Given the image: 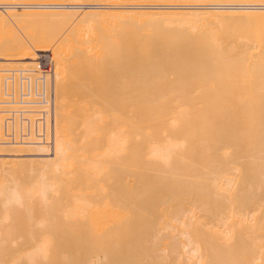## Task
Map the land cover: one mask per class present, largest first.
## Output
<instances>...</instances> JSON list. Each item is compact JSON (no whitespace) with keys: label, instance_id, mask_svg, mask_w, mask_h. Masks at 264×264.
<instances>
[{"label":"bare ground","instance_id":"1","mask_svg":"<svg viewBox=\"0 0 264 264\" xmlns=\"http://www.w3.org/2000/svg\"><path fill=\"white\" fill-rule=\"evenodd\" d=\"M94 1L0 0L56 94L51 154L0 149V264H264V0Z\"/></svg>","mask_w":264,"mask_h":264},{"label":"built area","instance_id":"2","mask_svg":"<svg viewBox=\"0 0 264 264\" xmlns=\"http://www.w3.org/2000/svg\"><path fill=\"white\" fill-rule=\"evenodd\" d=\"M55 77L49 52L33 67L0 71V149L16 145L44 147L55 140Z\"/></svg>","mask_w":264,"mask_h":264},{"label":"rangeland","instance_id":"3","mask_svg":"<svg viewBox=\"0 0 264 264\" xmlns=\"http://www.w3.org/2000/svg\"><path fill=\"white\" fill-rule=\"evenodd\" d=\"M97 1H99V0H97ZM92 2H93V1H92ZM94 2H96V0H95ZM106 2H107V1H106ZM98 3H99V2H98ZM25 25H27V26H25ZM29 25H30V24L22 23V26L25 28L26 32H31V29H32V28H31V27H28ZM260 25H261V24H260ZM262 25H263V26H262ZM262 25H261L262 28H260V26H258V28L261 30V33H263V35H264V24H262ZM22 26H21V24H15V26H13V28H12V33H11V32H10V33L13 34L14 32H17V33L21 34V35H20L21 38L17 36L18 38H20L19 41H21V39L23 38V40L26 42V40H27L26 37H29V36H26L27 33L24 31V29L22 28ZM17 28H18V29H17ZM262 29H263V30H262ZM13 30H14V31H13ZM20 31H21V32H20ZM19 34H18V35H19ZM24 34H26V35H24ZM14 35H15V34H14ZM23 35H24V36H23ZM28 35H29V34H28ZM15 36H16V35H15ZM13 37H14V36H13ZM10 39H11V38H10ZM16 40H18V39L16 38ZM28 40H29V38H28ZM28 40H27V41H28ZM24 41H22V42H24ZM14 42H16V41H14ZM17 42H18V41H17ZM12 43H13V41H12ZM20 43H21V42H20ZM20 43H19V45H17L18 48H20V47H19V46H20ZM13 44H14V47H15V46H16L15 44H17V43H13ZM25 44H26V43H25ZM22 45H23L22 48H24V44H22ZM15 48H16V47H15ZM5 56H6L7 58L12 57L10 54H5ZM107 68H109V67H107ZM110 68H111V67H110ZM110 68H109V69H110ZM109 69H107V71H104V74H105V72L108 73ZM91 70H92V69H91ZM103 70H104V69H103ZM105 70H106V68H105ZM111 70H112V69H110V71H111ZM0 71H2V70L0 69ZM79 71H80V70H79ZM84 71H85V70L83 69V72H84ZM87 71H88V70H87ZM87 71H86V72H87ZM97 71H98V70H97ZM97 71L95 70L94 72H97ZM101 71H102V70H101ZM110 71H109V73H108V74H109V75H108L109 79L107 78L109 81L104 77V74L101 73V74H103L102 78H104V80L106 79L105 81L108 82V83H110V84L107 85L106 82L102 80L103 82H105V83H104V87H105L106 85H107L106 87H108V86L110 85L108 88H103L102 90L104 91V89H105V90H107V89H112V90H110V91H111L110 94H113V93H114L115 95H117L116 97H121V95L123 94L122 97H121V99H119V98H115V99H117V100H121V102L123 101V103H125L126 101L130 100V99L127 100L128 96H127V98H125L126 100H122V99L125 97L126 94H127V95L130 94V91L128 92V90L126 89V85H125V83H124V79H125L126 77L123 78V75H122V78H121L120 80H121V84H123V86H125V87L122 86V88H123V89L125 88V89L127 90V92H126L125 90L121 89V84L119 83V82H120V80H119V78H120V74L118 75V76H119V78H118V77L116 76V73H115L116 70H115V71H112V72L115 73V75H114V76H115V82L113 83V81H111V80L113 79V74H110V73H111ZM73 72H75V73H74V76H76V74L78 73V71L76 72L75 69H74ZM73 72H72V74H73ZM86 72H84V73L81 72L82 75H80V78H81V76L84 77L85 75H87V74H85ZM90 72H91V71H90ZM92 72H93V71H92ZM98 72H100V71H98ZM102 72H103V71H102ZM117 72H118V71H117ZM124 72H125V71H123V74H125ZM87 73H88V72H87ZM118 73H119V72H118ZM121 73H122V72H121ZM78 74H79V73H78ZM78 74H77V75H78ZM84 74H85V75H84ZM89 74H90V73H89ZM93 74L96 76V78H95L96 82H97V81L100 82L101 78H100V80H97V76H100V74H99V73H98V75H96L95 73H93ZM93 74H92V75H93ZM105 75H106V74H105ZM111 75H112V78H111ZM125 75H126V74H125ZM89 76H90V75H89ZM89 76H86V78H85V77H84V78H85V79H89V78H87V77H89ZM70 77H71V76H70ZM70 77H69V78H70ZM77 77H78V76H77ZM91 77H94V76H91ZM100 77H101V76H100ZM106 77H107V75H106ZM75 78H76V77H75ZM80 78H79V79H80ZM84 78H82L83 81L85 80ZM110 78H111V80H110ZM92 79H94V78H92ZM92 79H91V82H92ZM98 79H99V78H98ZM126 79H127V78H126ZM126 79H125V80H126ZM69 80H70V79H69ZM70 81H71V80H70ZM72 81H73V78H72ZM85 81H86V80H85ZM85 81H84V82H85ZM110 81H111L112 83H111ZM89 82H90V81H89ZM125 82H127V80H126ZM70 83L72 84L73 82H70ZM70 83H69V85L71 86ZM75 83H77V80H76V79H75ZM75 83H74V84H75ZM92 83H95V82H92ZM77 84H79V85L77 86V88L80 87V84H81V83L78 82ZM87 84H88V83H87ZM102 84H103V83H102ZM82 85H83V82H82ZM91 85H92V84L90 83V86H91ZM100 85H101V83H100ZM117 85H119V86H118L119 89H117ZM88 86H89V85H88ZM88 86H87V88H88ZM93 86H94V85H93ZM95 86L99 87L97 84H95ZM71 87H72V86H71ZM81 87H82V86H81ZM83 87L86 88L85 84H84ZM97 87H96V89H97ZM114 87H115V89H117L118 91H115V89H113ZM127 87H128V83H127ZM151 87H152L151 89H145V90L142 89V90H140V92L134 90V93H135V95H136V94L140 95L141 92H144V93L146 94V92L148 93V91H149L150 93H149L148 95H150V94H152L154 91H155V92H156V91H161V92L163 91L162 93H166V92H164V91H165V90H166V91L168 90V89H166V87H165L164 85L159 86L158 88L153 87V86H151ZM77 88H76V89H77ZM92 88H95V87H92ZM101 88H102V87H101ZM163 88H164V90H163ZM90 89H91V88H90ZM99 89H100V87H99ZM158 89H159V90H158ZM161 89H162V90H161ZM71 90H72V88H71ZM73 90H75V89L73 88ZM66 91H67V92H66V94H67L69 90L66 89ZM75 91H76V90H75ZM75 91H74V93H75ZM83 91H84V90H83ZM83 91H82V89H81V92H83ZM86 91H87V90H85V94H86V93L89 94V92H86ZM90 91H91V90H90ZM112 91H113V93H112ZM123 91H125V92H123ZM151 91H152V92H151ZM63 92H64V91H63ZM71 92H72V91H71ZM71 92H70V93H71ZM92 92H93V91H92ZM92 92L90 93V95L92 94ZM97 92H98V89H97L96 93L94 92V94H96V96H97ZM108 92H109V90H108ZM108 92L106 93L107 95H108ZM170 92H171V91H170ZM172 92H173V91H172ZM64 93H65V92H64ZM83 93H84V92H83ZM83 93H82V94H83ZM100 93H101V91H99V94H100ZM134 93H133V94H134ZM78 94H80V93H79V89H78V92L76 91L75 95L73 94V97L75 98V96H76V95L78 96ZM94 94H93V95H94ZM110 94L108 95V97L110 96ZM131 94H132V93H131ZM153 94L156 95L157 93H153ZM160 94H161V93H160ZM166 94H167V93H166ZM70 95H71V94H70ZM102 95H103V94H102ZM102 95H98V96H99V97H102ZM104 95H105V94H104ZM115 95H111L110 98H112V96L115 97ZM148 95L146 94V96H148ZM155 95H154V96H155ZM163 95H164V94H163ZM79 96H80V95H79ZM85 96H87V95H85ZM85 96H84V97H85ZM152 96H153V95H152ZM81 97H82V96H80V99H81ZM70 98H71V97H70ZM70 98H69V99H70ZM82 98H83V97H82ZM94 98H95V97H94ZM94 98H93V99H94ZM149 98H150V97H149ZM69 99H68L67 101H69ZM75 99H76V98H75ZM83 99H85V98H83ZM83 99H82V101H81V100H80V101H79V100H75V101H76V103L78 104L79 102H83ZM95 99L98 100L99 98H98V99L95 98ZM100 99H101V98H100ZM105 99H106V98H105ZM105 99H104V100H105ZM112 99H114V98H112ZM115 99H114V100H111V101L114 102ZM151 99H152V98H151ZM151 99H150V100H151ZM153 99H154V98H153ZM155 99H156V98H155ZM157 99H158V98H157ZM71 100H72V99H71ZM73 100H74V99H73ZM86 100H88V99H86ZM107 100H110V99L107 98ZM134 100H135V99H134ZM77 101H78V102H77ZM88 101H90V100H88ZM88 101H87V102H88ZM101 101H102V100H101ZM148 101H149V100H148ZM151 101H152V100H151ZM156 101H157V100H156ZM159 101H160V100H159ZM73 102H74V101H73ZM85 102H86V101H85ZM85 102H83V103L85 104ZM106 102H108V101H106ZM106 102H105V103H106ZM113 102H111V103H113ZM117 102H119V101H117ZM76 103H72V102H71V104H73L74 106H77ZM102 103H104V101H102ZM114 103H115V102H114ZM81 104H82V103H81ZM99 104H100V103H99ZM81 106H82V105H81ZM79 107H80V106H79ZM75 108H76V107H75ZM81 108H82V107H81ZM76 109H78V108H76ZM79 110H80V108L76 111V113H77V112L80 113V112L82 111V110H81V111H79ZM78 113H77V114H78ZM78 115H79V114H78ZM80 115H81V114H80Z\"/></svg>","mask_w":264,"mask_h":264}]
</instances>
